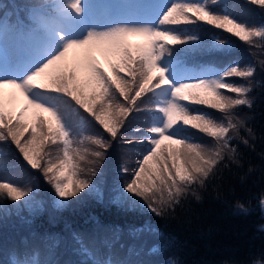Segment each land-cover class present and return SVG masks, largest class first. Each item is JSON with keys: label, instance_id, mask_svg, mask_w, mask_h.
Segmentation results:
<instances>
[{"label": "snow or ice", "instance_id": "obj_1", "mask_svg": "<svg viewBox=\"0 0 264 264\" xmlns=\"http://www.w3.org/2000/svg\"><path fill=\"white\" fill-rule=\"evenodd\" d=\"M245 2L264 8V0ZM127 7L142 11L95 22L93 0H43L28 13H13L15 20L0 15V156L18 153L38 170L58 210L72 207L78 202L73 198L103 200L101 165L115 144L128 146L124 151L135 159L131 169L119 166L111 203L129 213L171 215L188 196L200 199L196 189L236 155L233 141L241 139V130L252 131L236 110L253 108L252 84L258 70L264 72V59H258L264 56V22L240 18L237 5L227 0H153ZM201 25L208 26L207 35ZM132 37L144 42L133 44ZM240 43L248 45L251 60L239 55ZM175 45L181 47H170ZM191 53L218 59L211 68H184L180 57ZM140 112L152 114L150 123L130 127L144 134L128 135L129 116ZM83 113L110 139L99 132L85 135L91 121ZM118 133L127 138L118 139ZM136 144L145 147H131ZM9 167L0 160V210L32 205L39 187L8 177ZM152 231L150 224L130 229Z\"/></svg>", "mask_w": 264, "mask_h": 264}, {"label": "trees", "instance_id": "obj_2", "mask_svg": "<svg viewBox=\"0 0 264 264\" xmlns=\"http://www.w3.org/2000/svg\"><path fill=\"white\" fill-rule=\"evenodd\" d=\"M42 1L0 0V6L4 4L10 8L16 3L24 11L26 6ZM227 2L237 5L236 12L240 18L254 24L264 22V8L245 0ZM200 27L202 34L207 35L208 26ZM238 52L242 58L252 59L248 45L240 43ZM189 55L210 67H214L210 61L218 59L200 53ZM258 59H264V56ZM236 82L244 83L241 80ZM250 98L253 99V108L242 106L236 110L252 130L249 133L242 129L241 139L233 141L236 155L226 157L225 163L218 167L205 186L196 189L200 199L190 195L174 213L164 217L147 212L129 213L111 203L114 185L120 179L119 166L124 164L129 169L134 166L135 155L124 151L128 146L118 148L114 144L102 162L103 200L90 197L79 201V198H73L78 202L64 210L53 206L51 186L38 170L31 169L23 161L22 156L18 153L0 156V160L9 161L8 177L40 189L35 194L32 208H21L0 221V261L13 264L14 259L21 262L36 259L48 264H68L60 262L67 254L71 264H94L103 258L104 264L115 261L121 264H264V208L260 205V198L264 195V72L258 70ZM83 115L92 120L87 113ZM139 119L136 122L135 117L129 116L125 124L128 135L144 134L130 131V127L143 128L151 121L146 112ZM125 129H121V133ZM97 132L110 139L98 124L91 121L85 135ZM120 138L127 136L121 137L118 133ZM243 139L248 143H243ZM137 146L140 145L131 147L137 149ZM49 147L55 151L53 146ZM88 147L95 146L89 144ZM13 162L15 166H11ZM241 204L246 211L240 210ZM143 224H150L154 231L143 234L130 232L131 228ZM80 252L86 256L81 258Z\"/></svg>", "mask_w": 264, "mask_h": 264}, {"label": "rangeland", "instance_id": "obj_3", "mask_svg": "<svg viewBox=\"0 0 264 264\" xmlns=\"http://www.w3.org/2000/svg\"><path fill=\"white\" fill-rule=\"evenodd\" d=\"M96 6V5H95ZM123 6H125V2H124V0H121V1H119V2H116L115 3V1H112V2H103L99 7H97L96 9H94V21L95 22H98V21H105V20H107V19H109V18H113V19H115L116 17H118V14H123V10H124V8L125 7H123ZM137 14H139V13H137ZM125 18H127V17H125ZM144 42V41H143ZM142 42V43H143ZM141 43V44H142ZM6 57H8V56H11L12 55V51H11V48H10V46H8L7 44H6V46H5V48H4V53H3ZM101 57H103V58H105L104 56H102V55H100ZM70 57H71V54H70ZM184 68H187V69H194V68H192V67H189V66H185ZM19 103H23V101L21 100ZM18 103V104H19ZM186 103V102H185ZM17 104V105H18ZM17 107V106H16ZM143 114V112H140V113H133L131 116H130V118H136L137 119V121L136 122H138L140 119H139V117H140V115H142ZM77 118L75 117V120H76ZM78 122V121H77ZM134 136H138V134L137 135H134ZM139 145V144H138ZM142 146H144V145H140V146H137V149H141L142 150ZM54 155H55V151H53V158H54ZM132 155L134 156L135 155V153H132ZM128 163H129V161H128ZM102 167V166H101ZM16 203H22V201L21 202H12V201H8V204L9 205H14V204H16ZM32 206H33V204L32 205H30V206H28L29 208H32ZM21 208H17V207H14V206H11V207H5L3 210H0V221H2V219H5V218H7L8 216H11V215H14L13 213H16V212H18L19 210H20ZM138 214V213H137ZM80 257L81 258H84V253H82V252H80ZM86 256V255H85ZM63 259H64V262L63 263H68V264H71V262L69 261V257H68V255L67 254H65V256L63 257ZM81 261V260H80Z\"/></svg>", "mask_w": 264, "mask_h": 264}]
</instances>
